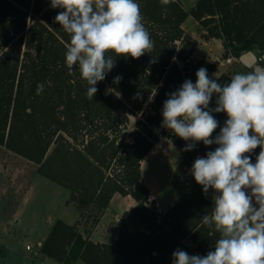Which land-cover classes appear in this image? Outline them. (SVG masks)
Instances as JSON below:
<instances>
[{
	"label": "trees",
	"instance_id": "trees-1",
	"mask_svg": "<svg viewBox=\"0 0 264 264\" xmlns=\"http://www.w3.org/2000/svg\"><path fill=\"white\" fill-rule=\"evenodd\" d=\"M138 3L153 50L139 59L116 57L89 99L78 66L69 74L65 64L70 36L54 19L61 10L50 0H0V146L35 163L38 174L68 191L66 202L77 210V221L55 220L40 245L44 256L61 264H173L175 250L204 256L218 239L201 224L213 201L191 175L194 160L217 146L201 142L183 151L188 142L161 127V111L167 94L185 80L195 83L201 67L222 85L232 77H212L217 61L193 55L198 41L185 32L184 20L197 21L203 39H220L223 58L257 48V62L264 66V0H196L189 10L180 0ZM117 76L122 79L114 83ZM41 82L44 90L37 95ZM137 92L141 99H133ZM150 96L148 111L126 141L121 132L129 116ZM215 100L214 94L209 108ZM212 114L219 122L214 138L227 116ZM161 137L183 151L171 179L179 196L164 211L148 203L140 170ZM259 151L250 154L253 163ZM115 193L131 196L135 205L121 213L111 242L93 241L78 226L83 220L87 233L95 227Z\"/></svg>",
	"mask_w": 264,
	"mask_h": 264
},
{
	"label": "clouds",
	"instance_id": "clouds-1",
	"mask_svg": "<svg viewBox=\"0 0 264 264\" xmlns=\"http://www.w3.org/2000/svg\"><path fill=\"white\" fill-rule=\"evenodd\" d=\"M50 5L61 10L55 22L70 36L66 67L71 74L78 66L89 99L115 67L116 57L139 59L154 48L138 0H50ZM195 75V83L185 80L167 94L161 127L188 142L183 151L201 142L217 146L194 160L191 175L205 195L213 190L212 211L201 224L218 239L214 251L204 256L175 250L173 264H264V67L236 73L223 85L204 67ZM121 79L115 77L114 83ZM43 90L44 83H38L37 95ZM214 94L216 106L209 108ZM141 98L140 92L133 97ZM212 113L227 116L214 138L219 122ZM257 147L253 163L250 154Z\"/></svg>",
	"mask_w": 264,
	"mask_h": 264
},
{
	"label": "rangeland",
	"instance_id": "rangeland-1",
	"mask_svg": "<svg viewBox=\"0 0 264 264\" xmlns=\"http://www.w3.org/2000/svg\"><path fill=\"white\" fill-rule=\"evenodd\" d=\"M180 1L189 10L196 0ZM184 27L194 32L198 41H204L201 37L203 29L199 26L194 28L191 16L185 19ZM219 49V45L213 43L210 50L213 55L198 56H209L218 65L222 63L221 66L231 76L248 72L256 66L264 67L257 62V48L243 52L241 60L228 56L229 61L228 57L223 58L218 53ZM261 58L264 61V54ZM149 103L148 100L140 112L129 116V122L121 132L126 141L131 140L130 133L135 122L148 111ZM182 153L181 148L162 137L156 151L149 152L141 162L142 181L150 191L148 203L154 204L160 211L168 209L179 196L171 179ZM36 168L35 163L0 146V264H61L44 256L40 252V245L55 220L61 219L71 224L78 219L73 204L66 202L68 191L38 174ZM212 195L213 190L209 189L206 197L212 199ZM134 205L135 200L131 196L116 193L109 202L107 212L104 210L106 215L97 228L96 225L87 233L85 227L89 226L82 220L78 230L96 241L109 243L115 237L119 213ZM74 264L84 263L78 260Z\"/></svg>",
	"mask_w": 264,
	"mask_h": 264
},
{
	"label": "crops",
	"instance_id": "crops-1",
	"mask_svg": "<svg viewBox=\"0 0 264 264\" xmlns=\"http://www.w3.org/2000/svg\"><path fill=\"white\" fill-rule=\"evenodd\" d=\"M196 2V1H195ZM184 24H185V20H184V22H183V24H182V27L184 28V30H185V32L186 33H188V34H190L193 38H195L197 41H198V39L194 36V32H191V31H188L187 29H185V27H184ZM193 24H194V28H196V27H198V28H200V25H199V23L197 22V21H195L194 19H193ZM196 26V27H195ZM204 31V30H203ZM202 31V32H203ZM204 41H198V44L196 45V47H195V49H194V52H193V55L195 56V57H198V58H205V59H209V60H214V59H212L211 57H209V56H205V57H203V56H198V55H213L211 52H210V50H211V46H212V44L214 43V44H218L219 45V47H220V49L218 50V53L221 55L222 53H223V47H222V43H221V40L220 39H217V38H209V39H203ZM239 60H241V55L239 56ZM222 63L221 64H219L218 65V63H217V65H216V68H215V70H214V72H213V74H212V77H217L219 74H221L222 72H227V70L225 69V68H223L222 66ZM161 140H162V137L159 139V141H158V143L153 147V149L151 150L152 152H155L156 151V149H157V145H159L160 143H161ZM170 142V141H169ZM150 151V152H151ZM116 194V193H115ZM127 196V195H126ZM112 199V198H111ZM109 209V207H107L105 210H106V212H107V210ZM158 210H160V208H158ZM106 212H104V215H102L101 216V218H100V220H99V223L97 224V226L95 227V228H97L99 225H100V223H101V221L103 220V218L105 217V215H106ZM121 215V213H119V216ZM118 222H119V220H117ZM90 239L91 240H93V241H96V240H94L92 237H90Z\"/></svg>",
	"mask_w": 264,
	"mask_h": 264
},
{
	"label": "built area",
	"instance_id": "built-area-1",
	"mask_svg": "<svg viewBox=\"0 0 264 264\" xmlns=\"http://www.w3.org/2000/svg\"><path fill=\"white\" fill-rule=\"evenodd\" d=\"M229 60H230V58L228 57V58H227V61H229Z\"/></svg>",
	"mask_w": 264,
	"mask_h": 264
},
{
	"label": "water",
	"instance_id": "water-1",
	"mask_svg": "<svg viewBox=\"0 0 264 264\" xmlns=\"http://www.w3.org/2000/svg\"><path fill=\"white\" fill-rule=\"evenodd\" d=\"M200 157V156H199Z\"/></svg>",
	"mask_w": 264,
	"mask_h": 264
}]
</instances>
